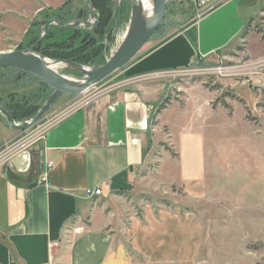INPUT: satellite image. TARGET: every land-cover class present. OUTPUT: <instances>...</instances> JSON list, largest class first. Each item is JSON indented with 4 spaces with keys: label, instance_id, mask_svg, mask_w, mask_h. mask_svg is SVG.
<instances>
[{
    "label": "crops",
    "instance_id": "0c3cea01",
    "mask_svg": "<svg viewBox=\"0 0 264 264\" xmlns=\"http://www.w3.org/2000/svg\"><path fill=\"white\" fill-rule=\"evenodd\" d=\"M178 1L184 12L175 29L145 46L120 71L122 89L114 99L81 107L51 125L28 152L30 171L20 173L24 154L0 169V264H49L52 257L57 264L196 261L202 232L191 207L180 212L145 203L138 215L129 198L154 195L160 185L181 189L189 203L207 196V99H189L185 107L173 103L156 118L155 113L166 98V77L236 43L264 11V0ZM201 2L206 6L199 7ZM258 85L264 81L236 89L251 110L264 104ZM161 127L168 129L171 152L159 147L165 143ZM0 132V148L17 138L5 120ZM155 150L161 164L152 177L147 169ZM47 162L54 168L41 185ZM89 189H102L103 196L90 199ZM71 224L83 231L67 244ZM57 242L61 248L51 250Z\"/></svg>",
    "mask_w": 264,
    "mask_h": 264
},
{
    "label": "rangeland",
    "instance_id": "374dc122",
    "mask_svg": "<svg viewBox=\"0 0 264 264\" xmlns=\"http://www.w3.org/2000/svg\"><path fill=\"white\" fill-rule=\"evenodd\" d=\"M89 2L95 12L87 0H0V53H24L35 48L32 53L39 57L64 62L44 56L36 51L37 46L41 42H62L72 36L71 29H77L79 37L75 38L74 47L76 51H80L79 46L85 47V53L80 58L82 62L75 64L87 69L101 68L122 45L131 22V10L128 0ZM166 3L165 20L149 43L173 31L183 11L178 0ZM101 11L110 15L104 26ZM53 20L67 25L79 21L92 25L66 29L55 24L42 40L45 25ZM63 68L58 69L63 77L77 81L85 78L81 72ZM120 71L82 95L57 97L38 122L26 130L15 131L17 138L0 150V158L5 157L0 169L6 168L13 157L28 154L38 146L45 131L62 117L103 98L114 99L122 89L121 78L117 76ZM11 75L0 69V83L4 87L0 96L34 93L39 95L37 103L42 110L52 96L51 90L45 93L35 77L18 79L19 75L15 74V78ZM166 78L165 109L173 103L185 107L189 99H207L210 113L204 118V131L210 156L208 193L204 199L189 203L181 189L160 185L154 195L131 196L130 208L139 215L145 203L153 208L179 207L180 212L191 207L202 232L193 264H264V104L251 110L245 101L243 104L238 100L236 92L242 84L264 81V11L248 23L232 46ZM256 90L264 91V85H258ZM26 120L15 122L20 125ZM161 130L165 143L157 146L160 149L164 146L162 152H171L168 129L161 127ZM159 152L152 153L153 163L147 169V175L152 177L159 173ZM138 264L147 263L141 260Z\"/></svg>",
    "mask_w": 264,
    "mask_h": 264
},
{
    "label": "water",
    "instance_id": "95a60500",
    "mask_svg": "<svg viewBox=\"0 0 264 264\" xmlns=\"http://www.w3.org/2000/svg\"><path fill=\"white\" fill-rule=\"evenodd\" d=\"M89 5L90 2L87 0ZM154 5V16L149 25L145 26L139 18H135L132 23L131 31L127 39L122 43L119 49L116 50V53L111 57V59L101 68L98 69H87L78 64L67 62V61H57L67 63L71 66H76L82 70H76L81 72L85 78L81 85H73L66 77H63L56 73L49 72L43 65L42 60H45L44 57H39L32 53L35 50L33 48L29 51L23 52H9V53H0V69L9 68L20 70L26 74H29L37 79H39L44 85L51 90L52 96L44 105V108L29 121L26 120L23 124H17L15 120L12 119L11 114L2 106H0V114L6 119L9 127L14 131L26 130L33 123L39 121L52 107L54 101L59 96H79L94 86L103 83L112 76H114L118 71L126 67L149 43L156 32L163 24L166 12H167V3L166 0H151ZM91 7V11L94 9ZM95 12V11H93ZM58 25L60 28H76L79 26H90L87 22H77L76 24H62L58 20H53L45 25L44 27V36L48 34L52 25ZM40 166L39 161L35 162V168L38 169Z\"/></svg>",
    "mask_w": 264,
    "mask_h": 264
},
{
    "label": "trees",
    "instance_id": "16d2710c",
    "mask_svg": "<svg viewBox=\"0 0 264 264\" xmlns=\"http://www.w3.org/2000/svg\"><path fill=\"white\" fill-rule=\"evenodd\" d=\"M101 15H102L101 20L104 21V19H105V22L104 23L102 22V24H101L102 26H104V25H106L105 23L109 21L108 19L110 18L109 17L110 15H109V13L104 14L103 11H101ZM71 31L74 32L72 34V36L68 37L67 39L63 40L62 42L51 43V44H46L45 42L44 43L41 42L37 46L36 51H39L44 56H49V57L54 58V59L65 60L67 62H72V63H81L82 60H80V58L82 57L83 53H85V49H84L85 47L79 46L80 51H82L81 53H79L80 52L79 50L76 51V48L74 47V41L76 40L75 38L76 37L78 38L79 36L77 33V29H76V31H75V29H71ZM1 69H3L4 71H7L9 73H12L11 76H14L13 78H15V74L20 76V77L18 76V79L31 76L29 74H26V73H24L20 70H16V69H9V68H1ZM41 84L44 88L45 93L47 91H50L46 85H44L42 82H41ZM3 88L4 87H2V85L0 83V91ZM38 99H39V95L34 94V93L28 95L26 93L20 94L17 92H12V94L10 93L5 98H2L0 96V106L5 108L11 114L13 120H15V121H22L23 120L24 121L26 119H31V118L35 117L37 115V113L41 110L42 107L38 106V103H37ZM238 100L244 104V100H242L241 98H239ZM167 104H168V100L164 99L163 102L160 105H158V108H157L156 113H155V118H156V116L160 115L163 110H165V108L167 107ZM1 120H4V119L0 115V122H1ZM153 124H155V122Z\"/></svg>",
    "mask_w": 264,
    "mask_h": 264
},
{
    "label": "bare ground",
    "instance_id": "6f19581e",
    "mask_svg": "<svg viewBox=\"0 0 264 264\" xmlns=\"http://www.w3.org/2000/svg\"><path fill=\"white\" fill-rule=\"evenodd\" d=\"M129 6H130V10H131V22H133V20L135 18H139L141 20V22H143L145 24V26L149 25V23L152 21L153 16H154V5L152 3L151 0H128ZM130 23L127 32L124 36L123 42L127 39V37L130 34L131 31V27H132V23ZM42 63L49 72L51 73H56L59 74L58 69H60V67H64L63 69L66 68H71L76 70H82V68H78L76 66H71L68 65L67 63L63 62H57L55 60H49V59H45L42 60ZM68 80V82H70L73 85H81L82 82L84 81V79L82 80H74V79H70V78H66Z\"/></svg>",
    "mask_w": 264,
    "mask_h": 264
},
{
    "label": "built area",
    "instance_id": "2783aa9c",
    "mask_svg": "<svg viewBox=\"0 0 264 264\" xmlns=\"http://www.w3.org/2000/svg\"><path fill=\"white\" fill-rule=\"evenodd\" d=\"M206 6V2H201L200 3V6L199 7H204ZM3 148V147H2ZM0 148V150L2 149ZM2 155V154H1ZM5 160V157H2L0 158V164H1V161L3 162ZM25 160V164L23 165L24 168L20 170V173H24V172H28L30 171L34 165H33V161L31 160L30 156L26 153H24V159ZM54 168V164L52 162H47L46 165H45V169L44 171H42L41 175H40V178H39V183L42 185V184H46L47 181H48V173L51 169ZM88 198L90 199H97V198H100L103 196V191L102 189H96V190H87L86 192ZM83 231V228H79V227H76V225L74 224H71L69 226V228L67 229V232H66V242L67 244L70 243V238L73 234H81ZM61 248V244L60 243H55V244H52L50 246V249L51 250H55V249H59ZM66 251V249H65ZM49 264H57V261L55 259V257H52Z\"/></svg>",
    "mask_w": 264,
    "mask_h": 264
}]
</instances>
